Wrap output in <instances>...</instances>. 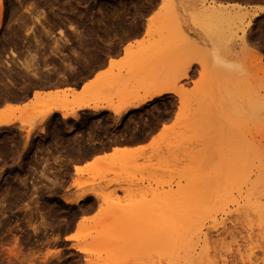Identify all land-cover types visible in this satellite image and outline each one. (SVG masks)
I'll return each instance as SVG.
<instances>
[{"label":"rangeland","instance_id":"374dc122","mask_svg":"<svg viewBox=\"0 0 264 264\" xmlns=\"http://www.w3.org/2000/svg\"><path fill=\"white\" fill-rule=\"evenodd\" d=\"M17 2L20 3L17 4ZM14 4L18 6L15 7ZM1 5L0 66L2 65V68L4 66V73L0 67L2 71L0 84L10 85L15 82L17 86L21 85L22 89L27 87L25 83L27 84L28 80L34 82V79L37 80L41 74H45L49 70L52 54L65 48L70 42L66 27L55 23L59 20L74 19V17V20L84 18L95 20L102 17V19L134 18L142 17V14L157 9L154 17L159 21L169 22L168 20L178 13L180 15L184 12L185 15H189L195 12L194 10H172L163 4V0H1ZM82 6L85 7L81 8ZM142 8H145V11ZM54 12L59 15L57 16ZM36 17L41 18L47 30L46 34L36 30L39 40L37 47L33 36H26V32L29 33L30 29L35 31L38 28L39 30L40 27H37L33 21ZM175 18L173 19L180 24L185 21ZM70 28L73 32L78 29L74 26ZM172 30L171 28L169 30L167 26L157 25L156 35L146 37L144 43L132 49V53L134 57L140 58L138 61L141 72L139 95H143L153 81L160 79L165 85H175L179 91H182V96L179 93L181 101L179 96L175 95L178 98L177 108H175L174 99H162L141 115V118L151 119L156 116H172L176 109L173 119L168 122L167 129L164 131L166 133L163 135L161 131L163 137L160 135L156 140L157 144L154 145L157 149V146L164 147L165 144L164 148L171 146V151L173 149L174 151L166 155L165 151L162 152L163 147L158 150L152 147V150L149 148L145 152L136 153L138 167L134 168L137 169H128L127 172H118V174L108 173L104 180L96 179L93 185L87 186V189H97L114 179L110 182L111 184L109 183L111 185L109 189L118 188L113 183L130 188L127 192L116 190L112 195L113 206L125 212L119 218L117 217L116 221H111L100 228H95L94 223H89L80 232L81 234L79 233L81 236L78 241L69 240L71 244H68V240H64L63 236L73 232L80 215H87L94 211L96 213L94 214L99 216L98 213L102 215L106 212L101 202L92 196L78 206H71L60 201L76 193L71 183L72 178L77 176L72 175L73 168H70V164L77 166L78 163L73 160L67 161V158L70 157L68 154L70 151L72 153V150L77 148L78 152L79 142H76L78 139L75 137L70 140L59 134L47 138L45 120H37L33 112L28 113L30 119L32 117V120L35 119L34 122L31 120L34 124L29 122L31 127L21 126L19 123V129L12 128L0 133V190L3 191L4 186L7 189L9 188L7 185L11 186L4 203L5 207L0 206V264H84L86 256L75 251L71 245L95 247L102 242L108 243L105 247L108 251L105 252L107 255L104 253L106 256L101 254L102 260L94 261L97 264H241L242 260L243 264H264V225L258 216V214L261 215L258 212L261 207L258 206L264 205V72L262 73L259 68L257 56L247 54L237 37L234 40L219 38V43L227 41L220 43L222 55L217 61H221L222 65L214 68L215 62L211 53L201 56L202 50L206 51L205 49L211 44L215 45L214 40L208 39L202 44L188 36L181 37L176 34L169 36L165 32H172ZM59 31H61L60 34L57 33ZM261 44V41L256 42V45ZM259 50L264 55V50ZM11 52L14 55L11 56ZM200 58L201 65L198 61ZM196 60L198 64L193 63ZM5 62H8L7 70H11V74L5 70ZM188 62H191L190 65L197 64L199 67L198 78L192 83L191 88H188V76L186 79L180 77ZM26 63L32 70L30 68V71L26 72L22 69L23 64L26 65ZM151 72L154 75H151ZM3 74H6V77ZM183 80L187 83L185 86L181 85ZM89 97L84 95L82 101L90 100L91 102L92 98L89 99ZM113 99L114 103L119 102L117 98ZM94 100L102 102L98 103ZM94 100L93 102L98 103L97 105L106 106L104 101L107 103V98ZM255 104L258 107H255ZM15 114L20 116V112ZM27 130L30 131L28 139ZM66 130L71 131L70 128ZM160 150L162 151L159 152ZM157 151L161 155L157 154ZM15 173L19 175L15 177ZM6 175L23 181L21 182L23 190L21 201L15 200L16 184L10 183L12 180L8 179L7 185L1 183L4 177H7ZM92 176V173H83L78 177L91 180ZM133 185L134 187H131ZM140 186L145 189L139 190ZM28 194L32 198H27ZM1 195L3 192L0 193V199ZM0 201L1 205L2 200ZM170 201L173 203H169ZM37 205L43 206L40 209ZM165 206H167L166 210ZM17 207H19L18 214L14 212ZM34 208L42 210L37 211L49 217V221L47 218L46 221L51 223L52 218L54 221L56 218V222L61 221L62 225L66 222V225L62 226L58 222L62 226H59L61 231L56 226L53 227L56 228L54 231L51 223L49 227H46V231L41 228L40 232L34 235L32 227H36L38 222H41L39 217L33 218L37 213ZM4 209L5 214H3ZM31 209L34 211L32 212ZM28 210L32 213H28ZM8 214H11L13 220L18 215L23 221L27 220L28 225L30 222L34 224L27 227L23 225L27 229L23 228L21 233L12 228L13 235L10 230H5L7 228L6 222L4 223L7 220L5 215ZM262 216L264 217V212ZM262 216L260 218L263 219ZM35 219L40 221L36 222ZM175 224H178L179 229L183 231L199 230L197 231L199 234L192 237L186 246H183L181 242L183 247L180 246L182 250L179 248V252L168 253L164 246L160 245L163 236L160 233L162 230L173 229L171 226ZM11 227L9 225V228ZM65 227H69L68 230ZM57 230L59 235L55 233L58 232ZM8 232L12 236L7 235ZM48 232L53 235V240L46 239ZM88 232L91 234L86 236ZM14 238L18 244L23 243L21 248H18ZM41 242L43 244L38 245ZM46 246L47 250L59 249L58 254L45 255ZM120 249H130L126 254L131 255L130 252H132L133 256L121 257ZM8 250L16 255H11ZM28 251L29 254H27ZM117 253L121 255V258L117 256ZM44 257L46 259L42 262Z\"/></svg>","mask_w":264,"mask_h":264},{"label":"bare ground","instance_id":"6f19581e","mask_svg":"<svg viewBox=\"0 0 264 264\" xmlns=\"http://www.w3.org/2000/svg\"><path fill=\"white\" fill-rule=\"evenodd\" d=\"M18 1V0H17ZM20 3V2H19ZM18 2H17V4H19ZM132 4H134V3H132ZM163 4L165 5V6H167L168 8H170V9H172V10H177V11H184V10H194L195 12H193L192 14H189V15H185V13L184 12H181L180 13V15H179V13H178V15H179V18H178V15H176V13H175V15L176 16H173V18H178V19H181V20H185L184 22H182V24H180V23H177V20L175 21L173 18H170V20H168L169 22H167V20L165 21L164 20V22L163 21H159L157 18H155L154 16H151L150 18H149V21H148V25H147V28H146V36L148 37L149 35H156L155 34V27H157V25L159 26H167V27H169V30H170V28L171 29H173L172 30V32H168V31H165L166 32V34L167 35H169V36H171L172 34H176V35H180L181 37L183 36V37H185V36H187L188 34H193V35H198V36H205V37H208V39H209V41L210 40H214L215 41V45L214 46H212V44H211V46L210 47H208L207 49H205L206 51H204V50H202V54H201V56L202 55H204L205 53L206 54H210L211 53V57H213L214 58V68H216V67H218L219 65H222V62L221 61H217V59H220V57H221V55H222V51H221V46H220V43L222 44L223 42H226V41H221L220 43H219V38H222V40H224L225 38H229V39H235L236 37L240 40V42H241V44H242V47L246 50V52H247V54H252V55H254L255 57L257 56V60H259L258 62V64H259V68H261V72L263 73L264 72V55H263V53H261V51L259 50V49H261L262 48V46L261 45H263L264 46V43L263 44H261L260 46L259 45H256V40H258L259 38H264V0H229V1H222V0H163ZM15 5V4H14ZM150 5V4H149ZM16 6H18V5H15V7ZM20 6V5H19ZM133 7H135V5H133ZM143 7V6H142ZM145 7V6H144ZM18 8V7H17ZM129 8V7H128ZM14 9V8H13ZM54 9H55V7H54ZM98 9H100L99 7H98ZM135 9V8H134ZM143 9V8H142ZM147 9V8H146ZM57 10V9H56ZM132 10H133V8H132ZM139 10H141V9H139ZM136 11V10H135ZM143 11H145V8L143 9ZM1 12H2V5H1V0H0V23H1V18H2V16H1ZM55 13V12H54ZM53 13V14H54ZM133 13H135V12H133ZM51 14H52V11H51ZM56 14V13H55ZM42 15V14H41ZM57 15V14H56ZM59 15V14H58ZM57 15V16H58ZM70 15H71V13H70ZM142 15H145V14H142ZM54 16V15H53ZM131 16H133V15H131ZM135 16H136V14H135ZM55 17V16H54ZM101 17H102V14H101ZM58 19L57 20H59V17H57ZM103 18V17H102ZM101 18V19H102ZM175 18V19H176ZM32 19H33V17H32ZM54 19H56V17L54 18ZM61 19H63V18H61ZM74 19H75V17H74ZM73 19V20H74ZM97 19H100V18H97ZM132 19H134V18H132ZM256 19V20H255ZM56 20V21H57ZM68 20H69V18H68ZM71 20H72V18H71ZM103 20V19H102ZM105 20V19H104ZM117 20V19H116ZM128 20H131V18L129 17V19ZM34 22H35V25L37 26V27H40L39 28V30H38V28H36L35 29V31L33 30L32 31V29H30L31 31L28 33V32H26V36H28V35H32L33 36V41H34V44H35V46L37 47L38 45H39V40L37 39V36H36V33H37V31L38 32H44L45 34L47 33V30H45V27H44V23L41 21V18H38V17H36V18H34V20H33ZM93 22H94V20H92ZM101 21V20H100ZM108 21V20H107ZM110 21V20H109ZM122 21V20H121ZM180 21V20H179ZM254 21V22H253ZM58 22V21H57ZM57 22H55L56 24H57ZM111 22V21H110ZM110 22H108V24L110 23ZM160 22H163L162 24L160 23ZM105 23V22H104ZM103 23V24H104ZM124 23V22H123ZM174 23V24H173ZM107 24V25H108ZM120 24H121V22H120ZM120 24H119V26H120ZM34 25V26H35ZM106 25V24H105ZM110 25H111V23H110ZM110 25H108V26H110ZM35 26V27H36ZM115 26V25H114ZM118 26V25H117ZM97 26H95V28H96ZM129 27H131V26H129ZM173 27H175V29L173 28ZM260 27H262L261 29H259ZM100 28L102 29V27L100 26ZM104 28H106V27H104ZM103 28V29H104ZM108 28V27H107ZM116 28H118V27H116ZM121 28V27H120ZM96 29H99V28H96ZM109 29V28H108ZM128 29V28H127ZM37 30V31H36ZM107 30V29H106ZM165 30V29H164ZM102 31V30H101ZM100 31V32H101ZM108 31V30H107ZM107 31H106V33H107ZM89 32V34H90V30L88 31ZM87 32V33H88ZM92 32V31H91ZM94 32H95V30H94ZM97 32V31H96ZM111 33V31H108V33ZM57 33H61V31H59V32H57ZM93 33V32H92ZM67 34H68V32H67ZM97 34H99L98 32H97ZM105 34V33H104ZM164 34V33H163ZM95 35V34H94ZM99 35H102L101 33L99 34ZM115 35V34H114ZM68 36V35H67ZM103 36V35H102ZM108 36V35H107ZM164 36V35H163ZM166 36V35H165ZM96 37V36H95ZM109 37H111V35H109ZM109 37H106L107 38V41H108V38ZM173 38L175 37V36H172ZM180 37V38H181ZM69 38V37H68ZM105 38V36L102 38V39H104ZM105 38V39H106ZM40 39V38H39ZM86 39H88V38H86ZM92 38H90V41H94L93 39L91 40ZM105 39H104V43H107V42H105ZM117 39V38H116ZM121 39V38H120ZM119 39V40H120ZM147 39V38H146ZM146 39H144V40H146ZM255 39V40H254ZM118 40V39H117ZM217 40H218V42H217ZM221 40V39H220ZM86 41V40H85ZM84 41V42H85ZM88 41V40H87ZM90 41H88V42H90ZM97 41V40H96ZM111 41H114V40H110V42ZM253 41H256V42H253ZM68 42V41H67ZM87 42V43H88ZM100 42H102V41H100ZM109 42V43H110ZM144 42V41H143ZM251 42V43H250ZM260 43V42H259ZM73 44V43H72ZM84 43L82 42V45H83ZM86 44V43H85ZM85 44L83 45V47H84V49H85ZM90 44V43H89ZM97 44V43H96ZM91 45H92V43H91ZM90 45V46H91ZM103 45V44H102ZM111 45H112V42H111ZM111 45L109 46L110 48H111ZM252 45H255V46H252ZM88 46V45H87ZM97 46V45H96ZM98 47H99V43H98ZM101 47V46H100ZM99 47V48H100ZM113 47H114V45H113ZM112 47V48H113ZM87 48V47H86ZM97 48V47H96ZM87 50V49H86ZM86 50H85V54H86V56H87V53H86ZM113 50H114V48H113ZM262 50V49H261ZM110 51H111V49H110ZM224 51V50H223ZM124 55H125V57L122 59V60H120V61H110L109 62V65H108V69L104 72V73H100V75H98L97 77H95L96 79L92 82V83H90L89 85H86L85 87H84V89H83V95H82V97L80 98H72V100H69L68 99V95L66 94V95H60L59 96V94H52V95H50V94H42V93H40L41 91H34L33 92V95H32V101H31V103H29V104H27V105H24V107H22V110H20L19 111V108L17 109V107H15V106H10V105H7V107H6V105H5V107L7 108H5V110H3L4 112L2 113V112H0V128L1 127H10V125H12L14 122H18V123H20V125L21 126H27V127H31L32 125H31V123L32 124H34L33 122H34V120L35 119H33L32 120V116H30V117H32L31 119L28 117V115L30 114V113H34L33 114V116H34V118H36L37 120H40V121H43V120H46L50 115H52V113H54V112H59V113H61V116L63 117V118H65V117H67V116H72L73 118L75 117V115H77L76 114V111H78V110H81V109H83V108H92V109H94V110H101V109H108L109 111H111L113 114H115V116H121V115H123V114H125L128 110H130V109H139L140 107H142L144 104H146V103H148V102H152V101H154V100H156L157 98H160L161 96H164V95H166V94H173V95H177V96H179V98H180V101L182 100V98L180 97V94L179 93H181V96H182V91L180 90H178L176 87H175V85H170V86H168V85H165L164 84V81L162 80V79H160V80H156V81H153L152 83H151V85L148 87V88H146L145 89V91H144V94L143 95H139L138 94V89H139V86L138 85H140L141 83H140V77H139V75L141 74V72H140V69H139V66H138V61H139V57H137V56H133V53H132V48H131V46H128V47H126L125 49H124ZM85 54H84V56H85ZM12 55H14V53H12L11 52V56ZM85 56V57H86ZM6 58V57H5ZM202 59H203V57H201ZM197 59L199 62H200V65L202 64V62H201V60L202 59ZM194 61L193 63H195V62H197V64H198V61ZM5 61V60H4ZM11 62H12V60H11ZM3 63V62H2ZM8 62H5V70H7V67H8V64H7ZM18 63V62H17ZM191 64V62H188L187 63V65H185L184 66V70H183V72H182V74L180 75V77H183L184 79H186V77L188 76V73H187V70L189 69V67L191 66L190 64ZM0 64H1V61H0ZM86 64V63H85ZM189 64V65H188ZM229 64V63H228ZM228 64H226V66L228 65ZM22 64H20V66H21ZM9 66H11V65H9ZM1 68H2V65L0 66ZM0 68V69H1ZM31 68V67H30ZM28 66H27V63H26V65H24L23 64V67H22V69H24V71L26 70V72L30 69ZM83 68H85V65H84V67ZM191 68V67H190ZM3 69H4V66H3V68H2V71H3ZM158 69V68H157ZM31 70H32V68H31ZM154 70H156V69H154ZM159 70V69H158ZM1 71V70H0ZM2 71H1V74L0 75H2ZM9 70H7V72H8ZM11 71V70H10ZM10 71L8 72V74L10 73ZM30 71V70H29ZM152 71V70H151ZM154 73L155 72H157V71H153ZM3 73H4V71H3ZM6 73V72H5ZM31 73V72H30ZM154 73L152 74V72H151V75H154ZM159 73V72H158ZM157 73V74H158ZM11 74V73H10ZM36 74V73H35ZM148 74V73H147ZM156 74V75H157ZM264 74V73H263ZM42 75V74H41ZM45 75H47V74H45ZM3 76H5L6 77V74H3ZM37 76V75H36ZM44 76V75H43ZM42 76V77H43ZM150 76V75H149ZM148 76V77H149ZM7 77H9V75H7ZM40 77V76H39ZM155 76H153V78H154ZM28 78V77H27ZM145 78V77H144ZM152 78V77H151ZM30 79H32V78H30ZM41 79V78H40ZM33 80V79H32ZM36 79H34L33 81L34 82H30V86H31V84H32V86H37V88H38V86L39 85H42V86H44L42 83H44V82H41V81H43V79H41V81L40 82H36V81H38V80H36ZM44 80H45V78H44ZM151 80V79H150ZM26 82H27V79H26ZM28 82H29V80H28ZM47 82V81H46ZM25 83V82H24ZM28 84V83H27ZM26 83H25V85L27 86L25 89H26V91L28 90L29 91V88H30V86H28ZM47 84H49L48 82L46 83V85ZM51 85V84H50ZM10 86V87H9ZM32 86H31V88H32ZM48 86V85H47ZM56 86V85H55ZM15 87V88H14ZM16 87H17V85H16V83L15 82H12V83H10V85H8V84H0V100H4L5 102H9V100H11V99H9V98H13V100L15 101H17V99H20V91H19V87L16 89ZM142 87H144V86H142ZM24 88L22 89V87H20V90H25ZM179 89H180V87H179ZM140 91V90H139ZM68 92V91H67ZM143 92V91H142ZM62 94H64L63 92H62ZM72 94V93H71ZM103 94V95H102ZM142 94V93H141ZM23 95V94H22ZM77 95V94H76ZM84 95H86L87 97H88V95L90 96L89 97V99L90 98H92V101L90 102V100H89V102L88 101H82V98L84 97ZM74 96V95H73ZM78 96V95H77ZM103 99V98H107V103H106V101H104L105 102V104H106V106L104 105V106H99V105H97L100 101L98 100H96L98 103L96 104L95 102V100L94 99ZM113 98H117V100L119 101V102H116V103H114L113 101H112V99ZM257 98V97H256ZM256 98H255V100H256ZM171 99V98H170ZM260 99V98H259ZM12 100V101H13ZM93 100L95 101V102H93ZM113 100H115V99H113ZM258 100V99H257ZM15 101V102H16ZM19 101V100H18ZM109 101V102H108ZM112 101V102H111ZM93 102V103H92ZM102 102V101H101ZM100 102V103H101ZM258 102V101H257ZM11 103V102H10ZM259 103V102H258ZM257 104H255V107H258V105L256 106ZM260 105V104H259ZM16 112H20V116H16ZM29 113V114H28ZM23 115H24V117H26V118H24L23 117ZM28 117V118H27ZM134 119V118H133ZM137 119V118H136ZM148 119V118H147ZM27 120H30V121H27ZM33 122H32V121ZM141 120V119H140ZM132 121H135V120H132L131 119V121L130 122H132ZM138 121H139V119H138ZM142 121V120H141ZM29 122H31V123H29ZM130 122H129V124H130ZM136 122V121H135ZM135 122H132L133 124H135ZM146 122V121H145ZM87 123V122H86ZM130 124V125H132V126H134L133 124ZM137 123H139V122H137ZM176 123H177V121H176ZM100 124H102L101 122H100ZM175 124V123H174ZM129 125V126H130ZM136 125V124H135ZM90 125H88V127H89ZM101 126V125H100ZM99 126V127H100ZM128 126V125H127ZM131 126V127H132ZM138 126V125H137ZM75 127V126H74ZM80 127V126H79ZM77 128V127H76ZM82 128V127H81ZM80 128V129H81ZM91 127H89L88 128V130L90 129ZM92 128H93V125H92ZM134 128V127H133ZM79 129V130H80ZM94 129V128H93ZM92 129V130H93ZM167 129V126H164L163 127V129H162V133H163V135L166 133V132H164L165 130ZM79 130H76V131H79ZM84 130V129H83ZM80 131H82V129L80 130ZM92 131L90 130V133H91ZM125 132V131H124ZM124 132H123V134H124ZM26 137H27V139H28V137H29V133H30V131L29 130H27L26 131ZM75 133V132H74ZM73 133V134H74ZM76 133H78V132H76ZM132 133V132H131ZM130 133V134H131ZM78 134H80V133H78ZM120 135L122 134V133H119ZM118 134V135H119ZM129 134V133H128ZM129 134V135H130ZM88 135H89V133H88ZM116 135H117V133H116ZM133 135V134H132ZM161 135V137H163V135L161 134V132H160V134L157 136V137H155V138H153L151 141H150V143L147 145V146H145V147H137L136 149H130L131 151H129V150H127V149H125V146H124V148H120V147H115V148H112V153L111 154H106L105 156H103L102 155V157L100 156V157H95L96 159H94L93 161H91V163H89L87 166L86 165H84V166H86V167H84V168H82V167H79L78 165L76 166V165H74L73 166V173H72V175H74V176H80V175H82L83 173H92V178H91V180H83V179H81L80 177H73L72 178V183H71V186L74 188V191L76 192L75 194H74V196H72V197H70V198H64V199H60V201H63V203H65V204H68V205H71V206H78V205H80L81 203H85V201H86V199L88 198V197H90V196H92L94 199H96V200H98V201H100L101 202V204L104 206V210L106 211V212H104V213H102V215H101V213H98V214H100L99 216L98 215H93V216H91V217H86L84 214L83 215H80V218L78 219V221L75 223V228H74V230H73V232H71V233H66L67 235H65L64 234V240H74V241H78V238H79V236H81V235H79V233L80 232H82L84 229H85V227L87 226V224H89V223H94L95 224V228H97V227H101V226H103V225H106V224H108V223H110L111 221L113 222V221H116L117 220V217L119 218V216L120 215H122L123 213H125V212H122V209L121 208H118V207H115V206H113V197H112V195L114 194V192L116 191V190H118V191H124V192H127V191H129V189L130 188H124L121 184L119 185L118 183H113V184H115V185H117V187L118 188H115V189H109V187L111 186L110 184V182H113L114 181V179H113V181H112V179L109 181V183H107V184H105L104 186H102V187H97V189L96 188H93V189H87V186H89V185H93L94 184V181L96 180V179H99V180H104V177H105V175H107L108 173H116V174H118V172H123V171H125V172H127L128 171V169H132V168H134L135 166H136V164H137V161H136V153H139V152H145V151H147L149 148L152 150L153 148H154V145L155 144H157V142H156V140H158V137ZM131 136V135H130ZM136 136L137 135H135V137L134 138H136ZM89 137H90V135H89ZM114 136H112V138H113ZM117 136H115L114 137V139L116 138ZM120 137V136H119ZM118 137V138H119ZM122 137V136H121ZM120 137V138H121ZM132 137V136H131ZM74 138H75V136H74ZM78 138V137H77ZM92 138H93V136H92ZM119 138V139H120ZM128 138V137H127ZM133 138V139H134ZM139 138H140V136H139ZM68 139V138H67ZM86 139V138H85ZM89 139V138H88ZM88 139H86V140H88ZM99 139V138H98ZM114 139H113V145L116 143V141H114ZM117 139V138H116ZM126 139V138H125ZM125 139H124V141H125ZM71 140V139H70ZM85 140V141H86ZM89 140H91V139H89ZM94 140H97V139H94ZM112 140V139H111ZM121 140H122V138H121ZM121 140L119 141V142H121ZM127 140V139H126ZM135 140V139H134ZM138 140V139H137ZM124 141H122V143H125ZM130 141V140H129ZM77 142V141H76ZM90 142V141H89ZM88 141L85 143V145L87 144V143H89ZM94 142V141H93ZM127 142V141H126ZM131 142V141H130ZM134 142H136V141H134ZM156 142V143H155ZM81 144V143H80ZM110 144V143H109ZM175 143H174V141H173V145H174ZM91 145H92V143H91ZM160 145V144H159ZM79 146V145H78ZM93 146V145H92ZM99 146H101V145H99ZM103 146V145H102ZM104 146H106V145H104ZM109 146V145H108ZM107 146V147H108ZM128 146V145H127ZM166 145L164 144V147H165ZM175 146V145H174ZM173 146V147H174ZM81 147V146H80ZM86 147V146H85ZM94 147V146H93ZM153 147V148H152ZM163 147V146H162ZM162 147H158L157 146V149L156 148H154L155 150H158V148L160 149V148H162ZM163 147V151L162 150H160L159 152H164L165 151V153L164 154H166V155H168V153H170V151L172 150V147L171 146H168V147H166V148H168V149H170V150H168V149H166V148H164ZM171 147V148H170ZM91 148V149H90ZM90 150H94V148H92L91 146H90ZM96 148V147H95ZM127 148V147H126ZM75 149V148H74ZM77 149V148H76ZM79 150H82L83 149V147H81V149L80 148H78ZM86 150L88 149V148H85ZM89 149H88V151H89ZM84 150V149H83ZM72 151H75V150H72ZM168 151V152H167ZM173 151H174V149H173ZM173 151H171V152H173ZM79 152V151H78ZM77 152V153H78ZM80 152H83V151H80ZM158 152V151H157ZM159 152L157 153V154H159ZM77 153L75 152V154H76V157L78 156L77 155ZM84 153V152H83ZM83 153L80 155V156H82L83 155ZM87 153V152H86ZM85 153V154H86ZM68 154H71V151H70V153H68ZM67 154V155H68ZM79 154V153H78ZM172 154V153H171ZM73 155V154H72ZM159 155H161V153L159 154ZM170 155V154H169ZM69 156V155H68ZM71 156V155H70ZM86 156V155H85ZM164 156V155H163ZM73 157H74V155H73ZM157 157V156H156ZM159 158L160 157H162V156H158ZM79 158V157H78ZM72 160H74V159H72ZM78 160V159H77ZM136 167H138V165L136 166ZM135 169H137V168H134V170ZM20 172V171H19ZM19 175V174H17V173H15V177H17V176ZM7 176V175H6ZM250 176V175H249ZM15 177H13V178H15ZM21 178H22V176H20ZM4 179H5V177H4ZM3 179V180H4ZM246 179H248L247 177H246ZM245 179V180H246ZM250 180V179H249ZM4 182V181H3ZM3 182H1L2 184H3ZM21 182H23V181H21ZM11 183V182H10ZM6 184H7V182H6ZM4 185V184H3ZM132 185V184H131ZM120 186H122V187H120ZM128 186H130V185H128ZM0 187H1V185H0ZM7 187H11L10 185L8 186L7 185ZM131 187H134V185L133 186H131ZM141 187V186H140ZM6 187H3V189H5ZM9 188L7 189L8 190V192H9ZM137 188H138V186H137ZM262 188V187H261ZM264 188V187H263ZM135 189V188H134ZM141 189H145V188H140L139 190H141ZM2 190V189H1ZM0 190V191H1ZM135 190H137V189H135ZM138 191V190H137ZM142 191V190H141ZM258 191V190H257ZM1 192H4V190L3 191H1ZM0 192V193H1ZM6 192V191H5ZM78 192V193H77ZM129 193V192H128ZM6 194V193H5ZM5 194L2 196L1 195V199L0 200H2V204L0 205V206H2V208H4L5 207V204H4V202H5V199H4V196H5ZM30 194V193H29ZM28 194V195H29ZM28 195H26V196H28ZM30 195H32V194H30ZM29 195V197H27V198H32V196H30ZM31 200V199H30ZM35 200V199H34ZM29 201V200H28ZM33 201V200H32ZM12 202V201H11ZM14 202V201H13ZM160 202V201H159ZM161 202H162V200H161ZM176 202V201H175ZM0 203H1V201H0ZM10 203V202H9ZM8 203V204H9ZM37 203H39L38 201H37ZM37 203H35V204H37ZM168 203V202H167ZM169 203H173V202H169ZM11 204V203H10ZM25 204V203H24ZM163 204V203H162ZM256 205H257V203H255ZM12 205V204H11ZM10 205V206H11ZM40 205V204H39ZM39 205H37L38 207H40ZM101 205V206H102ZM167 205V204H166ZM172 205V204H171ZM171 205L169 206V208L171 207ZM259 205V204H258ZM261 205V206H260ZM258 207H261V208H259L258 209V212L259 213H261V215L260 214H258V216H259V219H260V221H261V223L264 225V222H262L263 221V219H264V217L262 216L263 215V212H264V205H262V204H260ZM4 206V207H3ZM9 206V205H8ZM35 206V205H34ZM33 206V207H34ZM43 205H41V207H42ZM30 207V206H29ZM32 207V206H31ZM30 207V208H31ZM32 207V208H33ZM36 207V206H35ZM41 207H40V209H41ZM166 207L167 206H165V210H166ZM257 207V208H258ZM37 208V207H36ZM36 208H34V210L36 211V212H39V211H37V210H40V209H36ZM244 208V207H243ZM22 209H23V206H22ZM173 209V208H172ZM171 209V210H172ZM246 209V208H245ZM252 209V208H251ZM33 209H31V211H32ZM33 210V211H34ZM176 210V209H175ZM257 209H256V207H255V211H256ZM261 210V211H260ZM4 211V213L3 214H5V209L3 210ZM30 211V212H31ZM32 211V212H33ZM40 211H42V210H40ZM125 211V210H124ZM170 211V210H169ZM247 211V210H246ZM246 211H245V213H246ZM249 211H250V209H249ZM29 212V210H28V213H30ZM31 212V213H32ZM86 211L84 210V213H85ZM257 212V211H256ZM50 213V212H49ZM55 213V212H54ZM171 213V212H170ZM251 213V212H250ZM253 213V212H252ZM34 214V213H33ZM57 214V213H56ZM55 214V215H56ZM114 214V215H113ZM169 214V213H168ZM30 215V214H29ZM45 214H43V213H41V214H37L36 213V216L34 215V217L32 216V214H31V216L33 217V218H35V217H39L40 218V220H41V222H38V221H40V220H38L37 221V219H35L36 220V222H38V225L36 226V227H32V232H33V234L34 235H36L38 232H40V229L42 228V229H44V231H46V227L48 226L49 227V225L51 224L52 226V228L54 227V226H56V228L57 229H59V226H61L62 225V223H61V221H57L56 222V218H54L55 219V221L53 220V218H52V220H51V223L50 222H48L49 221V217L47 218V217H45L44 216ZM71 215V214H70ZM69 215V216H70ZM167 215V214H166ZM177 215V214H176ZM255 215V214H254ZM173 216V215H172ZM258 216H257V218H258ZM263 217V219L262 218H260V217ZM23 217H24V215H23ZM28 217V216H27ZM38 218V219H39ZM46 218L48 219V221H46ZM57 218H59V217H57ZM71 218V217H70ZM180 218V217H179ZM194 218V217H193ZM195 218H197L196 216H195ZM25 219V218H24ZM29 219H30V217H29ZM32 219V218H31ZM30 219V220H31ZM63 219H64V217H63ZM66 219V218H65ZM215 219V218H214ZM26 220V219H25ZM61 220V219H60ZM178 220V219H177ZM195 220H197V219H195ZM194 220V221H195ZM32 221V220H31ZM64 221H66V220H64ZM215 221V220H214ZM6 221H4V223H5ZM23 222H25V221H23ZM33 222V221H32ZM35 222V223H36ZM56 222V223H55ZM58 222H60L61 223V225H59L58 224ZM72 222V221H71ZM177 222V221H176ZM216 222V221H215ZM28 223H29V220H28ZM54 223V224H53ZM64 224L63 225H66V222H63ZM26 224V225H25ZM25 224H23L24 226H26L27 227V220H26V222H25ZM30 224H34V222L33 223H31L30 222ZM29 224V225H30ZM67 224H68V222H67ZM69 224H71V223H69ZM192 224H194V223H192ZM28 225V226H29ZM31 225V226H32ZM62 225V226H63ZM167 225H168V223H167ZM214 225H215V223H214ZM61 226V227H62ZM68 226V225H67ZM170 226V225H169ZM216 226V225H215ZM6 227V225L4 226V228ZM171 227H173V229H168V230H162L161 231V235H163L162 236V244H161V241H160V245H163L164 246V248H165V250H167L168 251V253L169 252H175V251H178L179 250V248H180V246H182V244H180L181 242L183 243V246H186L189 242H190V240H191V238L192 237H194V236H197L199 233L197 232V231H199V230H196V232H195V230H186V231H183V230H181V229H179V225L178 224H175V225H173V226H171ZM213 227V226H212ZM24 228V230L25 229H27V228H25V227H23ZM29 228V227H28ZM52 228H50V229H52ZM55 228V229H56ZM65 228H67V227H65ZM69 228V227H68ZM68 228H67V230H68ZM189 228H190V225H189ZM215 228V227H214ZM11 229L12 228H10V229H8V228H5V230H7V231H9L10 230V232L14 235V233L11 231ZM15 229V228H14ZM54 229V228H53ZM55 229H54V231H55ZM62 229V228H61ZM213 229V228H212ZM5 230H4V232H5ZM13 230V229H12ZM62 230H64V229H62ZM66 230V229H65ZM64 230V231H65ZM66 230V231H67ZM52 231V230H51ZM53 231V232H54ZM58 231V230H57ZM59 231H61L60 229H59ZM59 231L58 232H55V233H58V235H59ZM65 231V232H66ZM31 232V233H32ZM42 232V231H41ZM96 232V231H95ZM7 233V232H6ZM24 233V232H23ZM54 233V234H55ZM60 233H62V232H60ZM16 234V233H15ZM32 234V235H33ZM40 234V233H39ZM38 234V235H39ZM81 234V233H80ZM91 234V232L89 233L88 232V234H86V236L87 235H90ZM7 235H10L9 234V232H8V234ZM22 235V234H21ZM56 235V234H55ZM152 235V234H151ZM159 235V234H158ZM10 236H12V235H10ZM42 236V235H41ZM85 236V235H84ZM85 236V237H86ZM165 236V237H164ZM34 237V236H33ZM55 237H58V236H55ZM11 238H13V237H11ZM38 237H36V239H37ZM58 238H60V237H58ZM14 240V242H17V246H18V248H21L22 247V244L21 243H19L18 244V241L14 238L13 239ZM33 240V239H32ZM55 240H56V238H55ZM58 240V239H57ZM60 240V239H59ZM62 240V239H61ZM60 240V241H61ZM20 242V241H19ZM35 242V241H34ZM36 242H37V240H36ZM46 242V241H45ZM47 243V242H46ZM57 243V242H56ZM55 243V244H56ZM59 243V242H58ZM57 243V244H58ZM103 243V242H102ZM99 244L98 246H93V247H87V246H83V245H79V244H72L71 245V248H73L75 251H77L78 253H80V254H82V255H85L86 257L84 258V264H97V263H94V261L95 260H100L101 258V254H104L105 252L107 253V251L108 250H106L105 249V247L107 246V244L106 243H103V244ZM60 244H62V243H60ZM65 244V243H64ZM63 244V247L65 246ZM180 244V245H179ZM48 246V245H47ZM47 246H46V248L44 249V250H46V252H45V255H51V256H56L57 254H58V252H59V249H57V250H47ZM163 246H161V247H163ZM182 246V247H183ZM16 247V246H15ZM59 247V246H58ZM182 247L180 248L181 250H182ZM54 248H55V245H54ZM20 250V249H19ZM19 250H18V252H19ZM26 250H28V249H26ZM38 250H40L41 251V249H38ZM37 250V251H38ZM43 250V249H42ZM116 250V249H115ZM115 250H109V251H111V252H114ZM128 251H130V249H127ZM127 250L126 249H120L119 251V253H121L122 254V256L121 255H118V253H117V256L118 257H123L124 258V255H128L127 257L129 258V255L130 254H126V253H128L127 252ZM180 250V251H181ZM117 251H118V249H117ZM8 252L11 254V255H13V256H15L16 255V253H13V252H11L10 250H8ZM162 252L164 253V250H162ZM179 252V251H178ZM31 253H32V250H31ZM33 253H35V252H33ZM37 253V252H36ZM105 253V254H106ZM110 253V252H109ZM108 253V254H109ZM131 253V255H132V252H130ZM27 254H29V251L27 252ZM104 254V255H105ZM166 254V253H165ZM31 255H33V254H31ZM107 255V254H106ZM105 255V256H106ZM110 255V254H109ZM116 255V254H115ZM130 255V257H132ZM170 255V254H169ZM117 256H114V258L116 257V258H118ZM126 256H125V258H126ZM167 256V255H166ZM172 256V255H171ZM111 257H113L112 255H111ZM111 257H109L108 256V258H111ZM120 257V258H121ZM168 258V257H167ZM23 259V258H22ZM22 259H21V261H22ZM45 259H46V257H44V259L42 260V262H44L45 261ZM104 259H106V258H104ZM102 260V259H101ZM243 262V260L241 261V264H243L242 263ZM29 263V262H28ZM29 264H31V263H29ZM209 264H212V263H209ZM214 264V263H213ZM222 264V263H221ZM226 264V263H225Z\"/></svg>","mask_w":264,"mask_h":264},{"label":"crops","instance_id":"0c3cea01","mask_svg":"<svg viewBox=\"0 0 264 264\" xmlns=\"http://www.w3.org/2000/svg\"><path fill=\"white\" fill-rule=\"evenodd\" d=\"M156 10L157 9L151 10L148 13L146 12L145 15H143L142 17H134V19L131 18V20H128L129 17L128 18L105 19V20L104 19L103 20L102 19H95L94 20L95 24L89 25L88 29L86 30V38H88V39H86V41H85V43H86L85 49L83 47L84 44L82 45L83 56L81 58L80 64H78V62L72 63L73 69H75L76 72L78 73V78H73L70 84L56 85V86L55 85H49V84H47L48 85L47 86L46 84H43L44 86L39 85L37 88V86H32V84H31V86H32V88H31V86L29 84L28 85V86H30L29 91L28 90L26 91V89L20 90V88H19V91L21 92L20 93V99H17V101L15 100L16 102L13 100V98H9V99H11V100H9V102H5L4 100H0V112L3 113L4 112L3 110H5L7 105H10L12 107L13 106L17 107V109L19 108V111L22 110V107H24V105L31 103V101L33 99L32 95H33L34 91H38V92L41 91L40 93H42L44 95L47 93L50 95L56 93V94H59V96L67 94L69 100H72V98H76V99L79 97L81 98L83 93H84L83 92L84 87L86 85H89L90 83H92L96 79L95 77L100 75V73L101 74L104 73L108 69V65H109L110 61H120L125 57L123 51L126 47L131 46V48L134 49L138 45H140L141 43H144L143 41H145L144 39H146V37H147L146 36V28L148 25L149 18L151 16H154V13L156 12ZM108 22H110L111 25H110V23L108 24ZM120 22H121V24H120ZM107 24L110 26H108ZM119 24H120V26H119ZM95 26H97L96 28H99V29H96ZM100 26L102 27V29L100 28ZM129 26H131V27H129ZM104 27H106V28H104ZM116 27H118V28H116ZM106 29L108 31H111V33L110 32L108 33V31ZM89 30H90V34L88 32ZM94 30H95V32H94ZM96 31L99 34L101 33L103 36L97 34ZM106 31H107V33H106ZM109 35H111V37H109ZM104 36H105V38L109 37L108 41H107V38L106 39L104 38L105 42H107V43L103 42L104 39H102V38ZM187 36L190 39H192L198 43H202V44H204L205 42L208 41V38H205V36H202V37H204L203 39H200L199 38L200 36L193 35L191 33L188 34ZM90 38H92L93 40L95 39V40L90 41ZM87 40L90 42H88ZM110 40H114V41H111L112 45H111ZM100 41H102V42H100ZM91 43H92V45H91ZM98 43H99V47L101 46L100 48L98 47ZM110 45H111V48L109 47ZM113 45H114V47H113ZM112 47L114 48V50ZM110 49H111V51H110ZM85 50H86V53L88 52L87 56L85 54ZM84 54L86 57L84 56ZM84 65H85V68H83ZM190 67L188 70V79H187L188 88H191L192 83L197 80L198 72H199V67L197 64H192ZM28 83H30V82H28ZM186 84L187 83L184 80L181 81L182 86H185ZM19 86L22 87L21 85H19ZM62 92L64 94H62ZM168 98L175 100V103H176L175 108H177L178 98L173 94H166L164 96H161L160 98H157L156 100H154L152 102H148V103L144 104L139 109H130L125 114H123L119 117L115 116V114H113L108 109L107 110L101 109V110L97 111V110H94L92 108H83L81 110L76 111L77 115H75L74 118L72 116H67V117L63 118L61 116V113L54 112V113H52V115H50L44 121V123L47 125L50 121H53V120H57V121L64 122V123H66V122L74 123L77 121L85 120L87 122H91L92 124H98V122H100V121H106L108 124H107V126H105L103 128V131L114 133V132H123L126 129H129V132L130 133L132 132L131 133L132 137L130 136L127 140L125 139V141H124V139L121 140V142H119L120 140H118V141H116V143L114 145L111 144L109 147L102 146V147L96 148L94 150L87 151V153L84 154L82 157L78 158V160L73 161V162H77L79 167H84V165L89 164V163H91V161L96 159L95 157L98 158L100 156L102 157V155L105 156L106 154L107 155L111 154L112 148H115L117 146L120 148H124V146H125V149H127L129 151H131L132 149H136L137 147L141 148V147L147 146L153 138L157 137L160 134L163 127L167 126L168 122H170L173 119V115L176 112V109L174 110V113L172 114V116H164V117H157L156 116L154 119L147 117L148 118L147 119L146 117L141 118V115L146 110H148L153 104H155L156 102H158L162 99H168ZM5 105H6V107H5ZM131 119L136 121V122L132 121V122H135L136 125H134V126L130 125L129 126V122L131 121ZM138 119H139V121H138ZM132 122H130V123H132ZM137 122H139V123H137ZM12 128H18L19 129V123L14 122L12 125H10V127L9 126L8 127H1L0 133L5 132V131L12 129ZM97 130H100V129L97 128ZM68 133L69 134H66L65 137L72 139L73 137L71 136V134H73V133L72 132L70 133V131H68ZM135 135H137L136 138H134ZM139 136H140V138H139ZM79 140H81V139H79ZM122 141H124L125 143H122ZM134 141H136V142H134ZM94 213L95 212L92 211V212L87 213V215H85V216L91 217L94 215ZM67 242H68V244H71V241L68 240Z\"/></svg>","mask_w":264,"mask_h":264},{"label":"flooded vegetation","instance_id":"af4514ba","mask_svg":"<svg viewBox=\"0 0 264 264\" xmlns=\"http://www.w3.org/2000/svg\"><path fill=\"white\" fill-rule=\"evenodd\" d=\"M84 7L85 6H82L81 8H84ZM57 24L64 25L66 27V31H68V34H69L70 42L68 43V45H66L65 48L57 50V51L54 52V54H52V57L50 59L51 60L50 61L51 64H50L49 70L45 73L47 75L42 74V75H40L39 78H37V80L38 79L39 80L36 81V82H40L41 79H43V81H41V82L45 81L42 84H46L48 82L49 85L50 84L51 85H64V84H70L73 78H78V73L76 72L75 69H73L72 63L78 62V64H80L81 58L83 56L82 42L85 44L84 41L86 40V30L88 29L89 25L95 24V22H93V21H91L89 19H86V18L78 19V20L63 19V20H59L57 22ZM70 26L77 27L78 29L76 30V32H73L71 30ZM257 41H261V43L263 44L264 43V38H259ZM261 46H262L261 49L264 50V46L263 45H261ZM44 78H45V80H44ZM17 88H18V86L16 87V89ZM86 122L87 121H85V120H81V121H77V122H74V123L66 122L67 123L66 124L64 122L53 120V121H50L46 125V127H47V130H46V134L47 135H46V137L47 138L51 137L54 134H59L61 136H65L66 134H69L68 130H66V128H70L71 129L70 133L71 132L72 133L75 132L74 134H71V136L73 138L75 136L76 139H78L77 140V142H79L78 148L81 149V147H83L84 150L83 149L82 150H78L79 154L77 153L78 156L76 157V154H75V151L77 150L76 149L75 151H73L70 154L71 156L69 158H67V161H72V159L77 160L78 157L79 158L82 157L88 151L90 146L92 148H94V149L102 147V145L103 146L106 145L105 147H107L108 145L110 146L113 143V139H114L115 136H117L116 137L117 139L115 138L114 141H118V140H121V138H122V140L125 139V138L128 139L130 137V135H131L130 132H129V129H126L125 132L123 131L124 134H123V132L111 133V132L103 131V128L105 126H107V124H108L106 121H100L102 124H100V122H98V124H92L91 122H87V123ZM88 125H90L89 127H91L89 130H88V128H89ZM92 125H93L94 129L92 128ZM80 128L82 129V131H80L81 130ZM97 128H99L100 130H97ZM76 130H79V131H76ZM90 130L92 131L91 133H90ZM76 132H78L80 134H78ZM88 133H89L90 137H89ZM116 133H117V135H116ZM119 133H122V134L120 135ZM92 136H93V138H92ZM112 136H114V137L112 138ZM119 136L120 137L122 136V137L120 138ZM85 138L86 139L89 138L91 140H89V139L86 140ZM79 139H81V140H79ZM94 139H97V140H94ZM87 141L88 142L90 141V142L85 145V143ZM91 143H92V145L94 147L91 145ZM99 145H101V146H99ZM85 148H88V149L86 150ZM90 149H89V151H90ZM80 151H83L84 153L80 152ZM82 153H83V155L80 156ZM72 154L74 155V157H73ZM70 168H73L72 164H70ZM8 179L12 180V181H10L11 183H15L16 184V187L14 189L15 190V197H16L15 200H16V202L21 201L22 195H23V190H22V186H21L22 185L21 184V179L12 178V177L9 178V176H7L3 180L4 181L3 182L4 185L8 184ZM6 182H7V184H6ZM4 187H6V186H4ZM6 189L7 188L3 189L4 190L3 195H4V193H6L5 196H4V199H5L4 203H6L8 194L10 193V192H7ZM14 212H16V214H18L19 213V207H17V210L14 211ZM14 212H10V213H14ZM37 213L41 214L39 212H37ZM5 217L7 218L6 224H7V228L8 229H10L9 228V225H10V226H12L11 228H15L16 231H18L19 233H21L23 231V220H22L21 217L16 215L14 217V220H13V217L11 216V214L5 215ZM46 235H47L46 236L47 240H53V235L50 232H48ZM40 244H43V243L42 242L38 243V245H40Z\"/></svg>","mask_w":264,"mask_h":264}]
</instances>
